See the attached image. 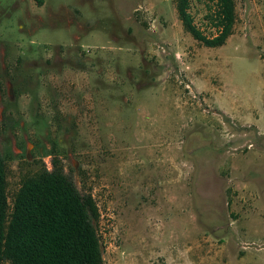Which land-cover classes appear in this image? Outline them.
<instances>
[{
	"label": "rangeland",
	"instance_id": "rangeland-1",
	"mask_svg": "<svg viewBox=\"0 0 264 264\" xmlns=\"http://www.w3.org/2000/svg\"><path fill=\"white\" fill-rule=\"evenodd\" d=\"M215 11L191 1L209 38ZM236 15L207 48L176 0H0L9 215L58 160L104 264H264V0Z\"/></svg>",
	"mask_w": 264,
	"mask_h": 264
},
{
	"label": "trees",
	"instance_id": "trees-1",
	"mask_svg": "<svg viewBox=\"0 0 264 264\" xmlns=\"http://www.w3.org/2000/svg\"><path fill=\"white\" fill-rule=\"evenodd\" d=\"M192 0H176L187 33L207 48L224 46L236 23V0H207L215 4L210 16L217 35L199 30L190 13ZM42 5L43 0H37ZM52 171L26 180L9 215L7 177L0 153V264H104L94 221L99 211L91 196H83L58 160Z\"/></svg>",
	"mask_w": 264,
	"mask_h": 264
}]
</instances>
